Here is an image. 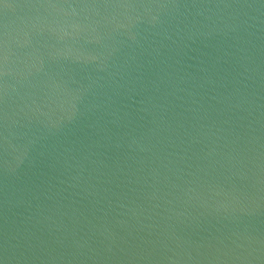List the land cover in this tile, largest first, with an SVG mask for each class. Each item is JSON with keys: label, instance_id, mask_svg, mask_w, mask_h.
<instances>
[{"label": "water", "instance_id": "obj_1", "mask_svg": "<svg viewBox=\"0 0 264 264\" xmlns=\"http://www.w3.org/2000/svg\"><path fill=\"white\" fill-rule=\"evenodd\" d=\"M0 264H264V0H0Z\"/></svg>", "mask_w": 264, "mask_h": 264}]
</instances>
